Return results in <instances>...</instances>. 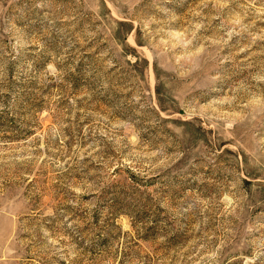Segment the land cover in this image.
Segmentation results:
<instances>
[{"label":"rangeland","instance_id":"rangeland-1","mask_svg":"<svg viewBox=\"0 0 264 264\" xmlns=\"http://www.w3.org/2000/svg\"><path fill=\"white\" fill-rule=\"evenodd\" d=\"M0 264H264V0H0Z\"/></svg>","mask_w":264,"mask_h":264}]
</instances>
